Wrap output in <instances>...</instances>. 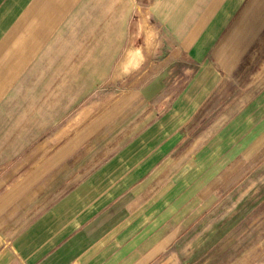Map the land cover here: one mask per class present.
Here are the masks:
<instances>
[{
    "label": "crops",
    "instance_id": "0c3cea01",
    "mask_svg": "<svg viewBox=\"0 0 264 264\" xmlns=\"http://www.w3.org/2000/svg\"><path fill=\"white\" fill-rule=\"evenodd\" d=\"M263 107L264 0H0V264H264Z\"/></svg>",
    "mask_w": 264,
    "mask_h": 264
},
{
    "label": "rangeland",
    "instance_id": "374dc122",
    "mask_svg": "<svg viewBox=\"0 0 264 264\" xmlns=\"http://www.w3.org/2000/svg\"><path fill=\"white\" fill-rule=\"evenodd\" d=\"M229 103H230L229 100L223 101L224 109L226 105L228 106ZM212 118L213 117H208V123H210L211 121L210 119ZM220 118H222L224 123L228 124L231 121L232 117L224 114L222 117L217 116L218 120ZM262 118H264V107L258 109L256 113H254L251 116V118L249 116L248 119L245 122H243L242 125H240L238 135L235 134L237 136L236 140H239V143L241 144L239 151H241V154H243L242 157H250V153H253V154L255 153L256 162L252 164L251 168H250V164L247 166V164L243 163V161L240 159L236 163H233L232 165H227V164L224 165V167H228V169L224 171V180H223L222 186L223 188H229L231 192V193L229 192L230 195L225 196L222 201V204H223L222 214L224 215H226L229 211L228 209H231L232 205L234 204L236 205V203L250 189L252 188L264 189V146L261 148L260 147L257 148L255 146L254 148L250 149V142L245 140L247 136L250 135V132L248 131L250 128V119L252 122L257 124L261 122L260 120ZM242 141H243V144H242ZM263 142H264V137L261 139L260 144ZM239 207H240V210H244L243 206H239ZM241 207L243 208L241 209ZM262 212H263L262 210L255 211L253 213L254 218L250 219V224L252 225V228H250V239L253 238L254 240H256L258 235L262 231L261 228H263L262 223L264 221ZM247 244L248 243L239 244V253L242 250H244ZM224 248H225V244L223 245L222 249Z\"/></svg>",
    "mask_w": 264,
    "mask_h": 264
}]
</instances>
